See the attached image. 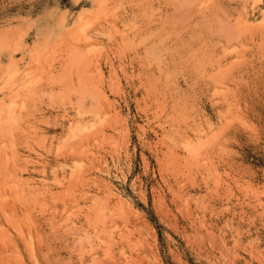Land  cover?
Wrapping results in <instances>:
<instances>
[{"label": "rangeland", "instance_id": "1", "mask_svg": "<svg viewBox=\"0 0 264 264\" xmlns=\"http://www.w3.org/2000/svg\"><path fill=\"white\" fill-rule=\"evenodd\" d=\"M0 264H264V0H0Z\"/></svg>", "mask_w": 264, "mask_h": 264}, {"label": "bare ground", "instance_id": "2", "mask_svg": "<svg viewBox=\"0 0 264 264\" xmlns=\"http://www.w3.org/2000/svg\"><path fill=\"white\" fill-rule=\"evenodd\" d=\"M246 1H247V0H246ZM99 72H100V70H99ZM103 93H104V92H103ZM106 98H107V97H106ZM105 100H106V99H105ZM109 104H110V107H112V104H113V103L111 104V103L109 102L108 105H109ZM113 106H114V105H113ZM113 109H114V108H113ZM195 132H196V131H195ZM201 137H203V136L198 135V139H200V141H201ZM201 143H202V142H201ZM191 145H192V144H191ZM191 145H190V146H191ZM199 146H200V145H199ZM199 146H198V148H199ZM200 155H201V154H200ZM198 156H199V155H198ZM195 158H196V157H195ZM188 159H189V158H188ZM193 160H194V159H193Z\"/></svg>", "mask_w": 264, "mask_h": 264}]
</instances>
